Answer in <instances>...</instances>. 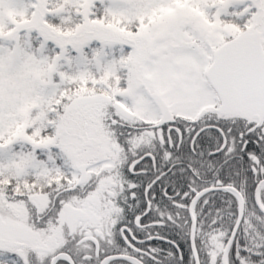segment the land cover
<instances>
[{"label":"trees","instance_id":"trees-1","mask_svg":"<svg viewBox=\"0 0 264 264\" xmlns=\"http://www.w3.org/2000/svg\"><path fill=\"white\" fill-rule=\"evenodd\" d=\"M13 2V10L0 15V54L2 50L6 51L11 60V57L23 51L32 58L42 59L43 76L39 78L46 85L47 91L53 90L50 99L38 106L39 119L35 116L37 108L28 119L21 118L19 124L11 127L0 139L1 154L21 153L25 156V162L31 164L37 145L40 159L49 148L53 149L58 145L84 148L101 146V152L97 154L104 160L117 162L115 168L123 171L121 174L130 179L141 178L143 183L148 184L150 207L156 210V214L160 208V196L164 193L165 207L181 210L182 220L174 224L182 226L190 225L187 210L193 197L218 184L220 189L204 193L193 205L196 226L193 242L198 253V264H208L210 256L215 257L216 264H221L222 251L239 210L235 195L225 190L232 188L242 200V217L227 250V264H264V212L256 201L257 193L264 208V186L256 192L257 185L264 180V134L247 132L237 115L229 116L228 119L224 118L225 115H215L213 121H209L214 129L204 130L190 147L187 143L184 147L187 149L181 151H176L175 147L148 149L135 132L116 135L109 121L115 114L113 98L106 95L99 98L100 94L92 96L87 92L108 93L111 96L112 87L109 83L124 86L127 72L120 60L127 55L125 50L135 40L142 47L148 32L156 24L151 26V22L144 24L113 16L104 0L87 3L86 5L90 4L89 14L86 13L84 1H78L77 4L68 0ZM257 4L262 7L264 20V0H208L205 2L209 13L206 23L200 31L193 28L192 33H203L208 29L217 31L220 26L224 29L235 28L238 33L248 29L251 12L257 11ZM20 9L21 12L17 11ZM216 23L220 26L215 27ZM163 24L164 21L161 26ZM158 32L160 30L155 31ZM91 34H101L104 37L90 42L82 50V57L94 77H74L67 60L74 56L76 40ZM113 59L118 70L111 76L105 75L104 66ZM125 63H128L127 58ZM96 77L99 78L94 79ZM1 88L0 86V92ZM37 89V94L42 96V85H38ZM82 103H86V106L78 107ZM98 113L108 119L94 116ZM30 119L31 125L24 126ZM18 131L23 135H18ZM222 145L224 147L221 151L213 153ZM69 151L71 158L76 159L77 154L72 149ZM146 152L152 154L154 165L144 160L137 167L143 170L142 173L128 175L127 165ZM51 153L56 152L53 149ZM85 153L86 156L81 161L90 162L95 159V150L86 149L83 154ZM0 159L4 161L5 158L1 156ZM54 159L56 161L57 157ZM29 164L16 165L15 170L12 166L0 169V194L5 200L9 195L20 192L15 180L20 177L19 174L30 175ZM109 166H101L102 175L107 174L106 167ZM179 230L181 231L172 228L167 232L170 235L167 239L181 251L180 255L174 253L168 256L167 264H179V256L182 258L181 264H193L188 230H183V227ZM167 248L172 249L170 245Z\"/></svg>","mask_w":264,"mask_h":264},{"label":"flooded vegetation","instance_id":"flooded-vegetation-1","mask_svg":"<svg viewBox=\"0 0 264 264\" xmlns=\"http://www.w3.org/2000/svg\"><path fill=\"white\" fill-rule=\"evenodd\" d=\"M212 37L211 33L204 32L166 31L154 33L152 40L142 47L133 41L120 63L125 67L132 90L144 94L145 104L151 110L148 115L152 118L147 120L133 112V118L128 119L113 108L115 114L109 121L114 133L129 135L135 132L148 149L175 147L176 151H181L187 149L184 148L187 143L190 147L201 132L212 129L214 126L209 121H213L215 115L221 116L214 89L203 76L200 81L194 66L189 65V59L185 58L183 69L178 61H171L174 54L206 53L208 67L217 49L209 45ZM126 58L128 63H125ZM112 62L117 72L118 65L114 59ZM170 63L184 76L192 75V79L173 76ZM153 93L162 98L170 114L161 115L152 98ZM129 105L133 110L136 101L129 100ZM94 116L106 118L102 113ZM229 116L233 115L224 118ZM236 117H240L247 129L256 123L248 116ZM253 131L264 134V115ZM57 147H53L56 153H51L53 149L49 148L40 159L37 145L30 175L15 180L20 192L10 195L7 200L0 195V264H167L168 256L181 254L176 244L167 239L170 236L167 232L172 228L179 232L182 227L188 230V244L195 264L191 248L193 209L192 212L189 207L187 210L189 226L175 225L174 222L182 220L181 210L166 208V196L162 193L156 214L150 207L148 184L141 178L130 179L121 174L123 171L115 168L117 162L104 160L97 154L101 152V146ZM70 149L77 154L74 160ZM86 149L96 151L95 159L90 162L81 161L86 156L83 154ZM144 160L154 165L151 158ZM82 164L86 165L85 180L76 184ZM102 165H110L106 167V175L101 173ZM129 165L126 167L128 175L143 172L137 169L139 164L132 170ZM68 207L83 215L68 216L71 213ZM193 229L195 234L196 226ZM178 259L181 264L182 258L179 256ZM207 263L216 264L215 261L211 263V256Z\"/></svg>","mask_w":264,"mask_h":264},{"label":"rangeland","instance_id":"rangeland-1","mask_svg":"<svg viewBox=\"0 0 264 264\" xmlns=\"http://www.w3.org/2000/svg\"><path fill=\"white\" fill-rule=\"evenodd\" d=\"M13 0H0V15L5 12H10L15 7V2ZM73 4H77L78 1H84V6L86 7V13L89 14L90 3L92 0H68ZM107 1L109 12L116 17L122 18L126 21L137 20L140 23L146 24L151 22V26L156 24L158 19L163 18L164 24L159 26L160 32H184L190 33L192 29L200 31L202 25H200V20H191L196 17H205L209 16V13L205 7V2L208 0H104ZM21 8V6H18ZM17 11H22L17 10ZM190 21L191 25L189 27L185 25ZM215 22V20H214ZM172 23V24H170ZM255 24L257 26H255ZM182 25L185 28L179 29L178 27ZM215 27H219L218 23L214 24ZM256 29L261 33L263 46H264V20L259 19L256 15V18L251 17L248 30L254 31ZM204 33H211L212 38L209 43L210 47H218L225 40L235 36L238 33L235 28H222L221 26L217 31L204 30ZM148 33H154V27ZM104 39L101 34H91L89 36H84L79 40H76L74 45V56L72 59L67 60L73 70L74 77L84 79L87 76L93 78V74L89 70L87 63L82 57V50L92 41H98ZM0 54V139L9 132L11 127L19 124V120L28 119L33 111H36V118H40V107L41 103L44 100H49L51 97L50 89L47 91L46 85L42 83L39 76H43V62L42 59L32 58L23 51L18 52L14 57L8 56L5 52L1 51ZM206 53H183V54H174L171 61H178L180 68H184V63L186 59H189V65L194 66L196 73L199 75L200 81L202 79V71L200 70L207 65V56ZM200 57V59H197ZM186 58V59H185ZM98 67V66H97ZM100 68V67H98ZM170 69L172 70L173 76H180L181 79L186 78L187 80L192 79V75L184 76L179 69H175L170 63ZM103 72L105 75L111 76L116 73L115 64L107 62L104 66ZM178 75V76H177ZM65 76V75H63ZM96 77L94 79H98ZM120 79V78H118ZM38 85H42V96H39ZM132 85L128 77L125 80L124 88H110L111 96L108 93L96 92H87V94L96 96L98 94L106 95L107 97H112L114 101L119 102L126 110L129 112H137L136 115L141 114V116L147 120H150L152 117L148 115L149 106L145 104L146 99L144 94L141 91H133ZM178 97V96H177ZM129 100H135L136 105L133 110H131L129 105ZM86 103L80 104L78 107L84 108ZM31 120L29 123L31 125ZM37 120V119H36ZM23 123V122H22ZM18 135H23L21 131L17 132ZM3 156L4 161L0 159V169L12 166L14 170L16 165L28 164L25 162V156L23 154H1L0 158Z\"/></svg>","mask_w":264,"mask_h":264},{"label":"water","instance_id":"water-1","mask_svg":"<svg viewBox=\"0 0 264 264\" xmlns=\"http://www.w3.org/2000/svg\"><path fill=\"white\" fill-rule=\"evenodd\" d=\"M206 77L220 99V112L246 114L259 119L261 114L264 113V51L260 44V35L258 33H241L234 39L220 46L213 55V62L206 71ZM152 96L155 99L154 102L161 115L164 117L170 114L168 107L160 97L155 93H153ZM114 106L125 116H132L131 113L124 110L120 105L115 104ZM146 156L149 155L145 154L134 160L130 164L129 170H132V168ZM85 169L86 166L84 164L79 167L80 178L76 184L84 181ZM260 184L261 182L257 185L256 191ZM216 189L220 188H207L199 192L197 196ZM225 190L236 193L232 188H225ZM238 198L239 213L223 249V264H226L225 254L235 236L242 217V200L239 196ZM257 204L259 205L258 200ZM259 207L264 212L260 205ZM68 209L71 210V213H68L70 217H74L76 214L83 215L75 209L70 207H68ZM193 228L194 225L192 224V249ZM213 260L214 258H211V262H213Z\"/></svg>","mask_w":264,"mask_h":264}]
</instances>
